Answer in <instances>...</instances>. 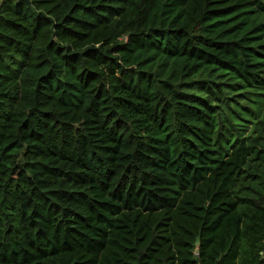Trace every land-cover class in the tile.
<instances>
[{"label":"trees","instance_id":"obj_1","mask_svg":"<svg viewBox=\"0 0 264 264\" xmlns=\"http://www.w3.org/2000/svg\"><path fill=\"white\" fill-rule=\"evenodd\" d=\"M0 264H264V0H0Z\"/></svg>","mask_w":264,"mask_h":264},{"label":"water","instance_id":"obj_2","mask_svg":"<svg viewBox=\"0 0 264 264\" xmlns=\"http://www.w3.org/2000/svg\"><path fill=\"white\" fill-rule=\"evenodd\" d=\"M194 253H195V254L197 253V250H196V249L194 250Z\"/></svg>","mask_w":264,"mask_h":264}]
</instances>
